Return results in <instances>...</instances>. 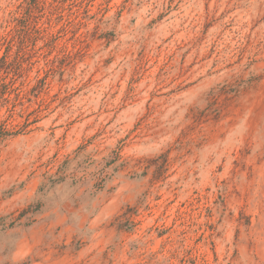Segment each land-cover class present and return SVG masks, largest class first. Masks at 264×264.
I'll list each match as a JSON object with an SVG mask.
<instances>
[{"label": "rangeland", "instance_id": "374dc122", "mask_svg": "<svg viewBox=\"0 0 264 264\" xmlns=\"http://www.w3.org/2000/svg\"><path fill=\"white\" fill-rule=\"evenodd\" d=\"M0 79V264H264V0H0Z\"/></svg>", "mask_w": 264, "mask_h": 264}, {"label": "trees", "instance_id": "16d2710c", "mask_svg": "<svg viewBox=\"0 0 264 264\" xmlns=\"http://www.w3.org/2000/svg\"><path fill=\"white\" fill-rule=\"evenodd\" d=\"M27 19H28V16H27ZM17 26V25H16ZM28 27H29V25H25V26H23V28H21V29H23V31L22 32H25L26 31V29L28 30ZM19 34H22V32L20 31V30H18L17 31ZM24 34V33H23ZM6 57V56H5ZM1 80L2 79H0V82H1ZM1 137H3L2 136V133L0 132V139H1Z\"/></svg>", "mask_w": 264, "mask_h": 264}]
</instances>
